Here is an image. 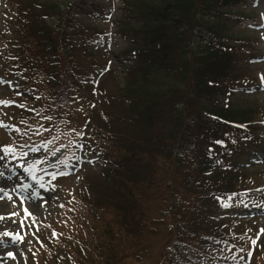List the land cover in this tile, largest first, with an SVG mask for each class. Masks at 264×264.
Returning <instances> with one entry per match:
<instances>
[{"label": "trees", "instance_id": "1", "mask_svg": "<svg viewBox=\"0 0 264 264\" xmlns=\"http://www.w3.org/2000/svg\"><path fill=\"white\" fill-rule=\"evenodd\" d=\"M236 1L126 0L130 18L135 19L134 23L139 28L142 25V30L136 33L138 51L151 62L142 71L129 77L127 94L129 98L134 92L137 95H131L135 103L122 109L119 114L127 122L123 129L125 134L121 133L120 140H116L107 131L99 133L109 144V150L116 155L117 166L114 163L112 175L106 173L100 182L108 203L114 205L110 214L113 221L108 218L109 237L102 240L105 245L97 250L96 242L100 241V237L94 240L93 234L97 229L93 223L88 225L85 221L77 223L74 220L77 231L83 229L80 225L86 226L87 232L83 238L94 253V261L90 264H124L125 260L120 255L132 254L136 248L133 212L125 205L130 198L136 197V193L139 196L150 193L148 200L163 205L167 212L171 208L187 211L193 209L196 199L202 198L203 202L217 183L226 180L217 179L213 182L205 176L208 164L215 159L211 153L213 128L218 130L221 125L214 124L210 125L212 128H207L203 124L202 127H194L189 123V120L199 118L201 104L202 109L207 106L217 109L219 105L215 97L222 92L219 88L226 90L229 85L225 84L231 82L224 80L228 73L232 74V65L219 42H222L223 29L211 26L214 41H208L211 44L206 42L207 45L204 44L200 50H196L190 41L195 28L208 15L205 11L213 9L215 12L210 16L217 18L225 14L222 8ZM24 10L32 28H36L32 36H27L28 44L36 43L39 47L31 61L37 65L36 70L46 76L60 70L48 96L53 99V106L65 110L66 98L73 93L72 78L66 73L75 57L61 43V32H56L42 21L32 7ZM54 11L58 15L62 13L59 8H54ZM164 72L168 74L167 77H171L170 81L167 77L161 79ZM207 79H212V85H206ZM224 112L225 109L220 107L217 111H207V114L234 120L252 114L251 110H232L230 116ZM74 114L75 110H72L68 118L75 120ZM98 124L100 127L93 124L96 131L104 129L102 126L112 127L116 123L103 115ZM45 126L51 129L52 124ZM181 145L193 152L192 164H181L177 153ZM201 188L202 191L199 190ZM181 222L185 223L181 225L188 240L199 238L198 232L187 227L186 219H181ZM141 232L144 234L137 240L143 243L146 251L157 245L159 232L155 228L148 225ZM180 234L177 233L178 236Z\"/></svg>", "mask_w": 264, "mask_h": 264}, {"label": "rangeland", "instance_id": "2", "mask_svg": "<svg viewBox=\"0 0 264 264\" xmlns=\"http://www.w3.org/2000/svg\"><path fill=\"white\" fill-rule=\"evenodd\" d=\"M37 1L41 5L42 3L51 4L55 2V0ZM60 4H62L61 0ZM61 9L70 13V20L67 18L68 21H65L64 25L66 30H68L66 35L69 32L78 36L79 32L82 31L92 32L91 41L85 45L80 44L81 48L87 46L86 49H88H85L86 53L82 54V61L92 62L95 58L93 53H97L96 58L103 62L101 66L107 63L110 65L108 71H102L98 77L96 66L82 64V71L89 81L80 80L81 86L77 89L79 94L77 101L79 113L83 111L87 124V116L90 113L94 114L102 99H112V95L122 99L119 84L123 87L125 86L120 82L129 71L132 64L130 59L135 54L133 52L135 47L130 42V36H128L126 41L118 30V20L127 13L122 10L121 0H78L75 4L68 1L66 6L61 7ZM222 10L226 11L225 13H229V16L215 20V26L229 27L237 33V36L247 41L246 43L239 42L238 44L244 46V48L241 49L242 52L237 56V72L248 74L252 82L255 83L252 90L250 88L236 90L229 96L230 102H225L226 97L223 98L222 102L242 108L257 106L259 108L258 111L264 113V79H262L264 77V30L254 32L251 30V26L243 29L242 23L232 22L230 18L233 15L231 11L238 14L239 21L244 23L248 22L247 19L256 20L258 16H261L260 24L264 26V0H241L240 3L234 6H226ZM14 18L13 0H0V73L6 71V69L1 71L2 64L6 62L10 54L13 60H18ZM53 19H56V17ZM63 22L60 23L59 21L57 27L61 24L63 28ZM49 24L52 27V25L57 24V21L49 20ZM141 27L142 25L140 30H142ZM254 29L258 30L261 27L254 26ZM70 39L76 43L78 42L72 38ZM205 40H207V36H202V32L199 31L194 35L193 42L198 46L202 43L205 44ZM93 42L95 44H92ZM76 45L79 46V44ZM105 73L108 74L103 77ZM1 79L4 78L0 74V102H3L0 103V124L4 125L3 129L0 128V140L4 137V141L6 139L5 136L11 135V132L15 130L14 121L20 114H22L21 119L23 122L32 120L37 115V119L41 123H49L48 116L43 112L47 98L40 90L32 87L33 95L25 99L28 110H20L19 113H14V110L10 109L11 103L9 100L16 96V91H21V82L16 78H12L10 80L11 85L7 86L2 84ZM17 103L20 104V101ZM116 108L118 110L122 109L120 105H116ZM262 125L264 126V124ZM35 127L33 126V128ZM261 130L262 138L251 137L250 139L244 136L241 138L240 146L237 149L223 153L224 159L231 168L250 170V174L256 178L257 183L264 182V159L255 166L248 164H250L254 151L261 153V148H264V128ZM35 131L37 130L34 129L28 133L29 135L33 134V142L26 141L28 136L26 138L24 135L22 136V130L15 134V141L9 144L14 156L23 154L26 145L39 144L42 135ZM87 132L88 127L86 125L84 133ZM65 144L71 149L72 143L70 141ZM46 151L48 149L45 145L41 153ZM36 152L30 151L23 158V161L27 158L26 163L17 164L11 155L9 156V154L1 150L0 195L5 192H11L12 189L16 191H20L23 188L28 189L29 185L32 186V190L21 199L12 197L6 200L0 196V216L4 217L0 219V242H6L4 249L0 250V264H89L86 259L78 255V253H84L86 248L64 233L59 232L56 228L58 225L53 222L55 210L66 206L69 203L68 197L59 192L58 189H54L55 187H53V183L49 181V178L41 177L47 174L48 170L56 162H48L49 159L56 160L63 157L65 149H61L56 156H51L47 160ZM70 160L71 163L68 167L70 171L73 170L74 176L70 175L68 180L73 186V190L80 192L79 186L85 177L84 171L90 167L97 168L101 166V162H99L100 152L94 146L87 144L86 141L77 138L76 143L72 146ZM17 167H29L30 172L28 173H31V175L29 176L28 173L26 176L20 174L21 178L18 176L8 180V176ZM34 175H36V180L32 184L33 180L29 181V179H33ZM259 192L261 193L260 195H257V193L255 197H249V199L246 193L237 194L234 196V203L227 200L216 204L211 202L205 205L207 208L204 209L206 212L214 214L215 219L231 223L233 221L232 216H235L246 221L247 230L253 233L259 230V236L257 238L253 237L250 242V246L255 250L254 260L251 264H257V257L264 242V232H262L264 230V188ZM27 198H30V200H27ZM5 233L8 235H4ZM17 236L20 239L16 240L15 237ZM63 236L68 238H63ZM253 241L256 243L253 244ZM40 242L42 243L39 246L44 248L37 247L36 244ZM42 249L44 250L41 251ZM173 250L176 252L177 257L187 260L189 264H240L237 261L230 260L228 256L222 258L215 251L212 260L208 262L183 244H178ZM9 253L12 255L10 256ZM43 255L46 258V262L43 260ZM57 260L60 261L57 262Z\"/></svg>", "mask_w": 264, "mask_h": 264}, {"label": "snow or ice", "instance_id": "3", "mask_svg": "<svg viewBox=\"0 0 264 264\" xmlns=\"http://www.w3.org/2000/svg\"><path fill=\"white\" fill-rule=\"evenodd\" d=\"M262 79H264V77H262ZM0 103H3V102H0ZM2 126H4V125H2V124H0V127H2ZM225 207H227V205H225ZM4 217H2V216H0V219H3ZM262 232H264V230H262ZM4 235H8L7 233H5ZM17 238H19V237H17ZM253 244H255L256 242L255 241H253L252 242ZM9 255L11 256L12 254L11 253H9Z\"/></svg>", "mask_w": 264, "mask_h": 264}]
</instances>
